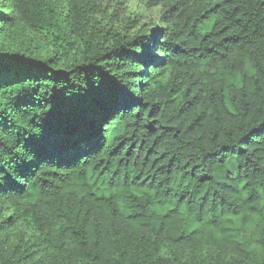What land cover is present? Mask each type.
Wrapping results in <instances>:
<instances>
[{"label": "trees", "instance_id": "1", "mask_svg": "<svg viewBox=\"0 0 264 264\" xmlns=\"http://www.w3.org/2000/svg\"><path fill=\"white\" fill-rule=\"evenodd\" d=\"M98 1L0 0V264H264V0Z\"/></svg>", "mask_w": 264, "mask_h": 264}, {"label": "rangeland", "instance_id": "2", "mask_svg": "<svg viewBox=\"0 0 264 264\" xmlns=\"http://www.w3.org/2000/svg\"><path fill=\"white\" fill-rule=\"evenodd\" d=\"M97 8L99 11L94 15V18L97 21H100L102 24H105L107 28L110 29H126V32L129 34H140L144 33L145 27L152 30L153 27H149L150 20L148 14H155V10H145L140 0H99L97 2ZM5 8H1V11L4 12ZM141 14L138 16L137 21H135V26L132 29L124 27L126 19L132 14ZM148 20V21H146ZM152 28V29H151ZM28 231L20 226H12L7 231L3 232V235L6 236L10 244H14L17 241L22 239V235Z\"/></svg>", "mask_w": 264, "mask_h": 264}]
</instances>
